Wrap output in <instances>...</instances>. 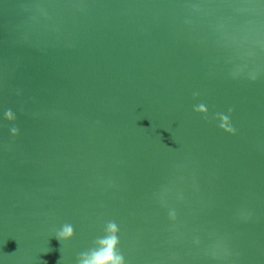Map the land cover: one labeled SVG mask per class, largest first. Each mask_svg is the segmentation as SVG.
Instances as JSON below:
<instances>
[{"label": "water", "instance_id": "95a60500", "mask_svg": "<svg viewBox=\"0 0 264 264\" xmlns=\"http://www.w3.org/2000/svg\"><path fill=\"white\" fill-rule=\"evenodd\" d=\"M113 236L264 264V0H0V264Z\"/></svg>", "mask_w": 264, "mask_h": 264}, {"label": "clouds", "instance_id": "9594fccd", "mask_svg": "<svg viewBox=\"0 0 264 264\" xmlns=\"http://www.w3.org/2000/svg\"><path fill=\"white\" fill-rule=\"evenodd\" d=\"M203 109H201L202 111ZM225 121L227 117L223 118ZM223 126V125H222ZM232 131V129H227ZM110 231H115L113 225H109ZM61 237H69L72 235V228L70 226H65L63 231L59 234ZM99 243L102 245V251L93 254L91 259L84 260L83 264H119V257H116L113 253L114 246L116 244L115 237H110L108 239L102 240Z\"/></svg>", "mask_w": 264, "mask_h": 264}]
</instances>
